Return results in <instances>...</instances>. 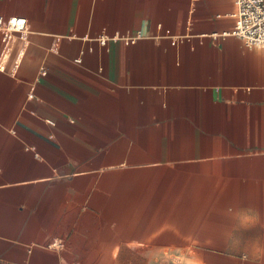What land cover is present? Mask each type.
<instances>
[{"label":"crops","instance_id":"0c3cea01","mask_svg":"<svg viewBox=\"0 0 264 264\" xmlns=\"http://www.w3.org/2000/svg\"><path fill=\"white\" fill-rule=\"evenodd\" d=\"M236 9L0 0L28 19L0 30V264H264V47L223 34Z\"/></svg>","mask_w":264,"mask_h":264},{"label":"built area","instance_id":"2783aa9c","mask_svg":"<svg viewBox=\"0 0 264 264\" xmlns=\"http://www.w3.org/2000/svg\"><path fill=\"white\" fill-rule=\"evenodd\" d=\"M236 5L237 9L234 13L235 28L233 31L224 32L223 34L236 35L249 48L264 47V0H236ZM13 21H16V23H13ZM27 24V18L18 16L4 17L0 15V30L4 32L5 41L7 42L11 40L13 32L25 31ZM107 39L108 36L104 34L100 36L102 43H105ZM127 40L134 42L136 39L127 37ZM77 61L80 62L81 58H78ZM57 244L58 242L52 245Z\"/></svg>","mask_w":264,"mask_h":264},{"label":"clouds","instance_id":"9594fccd","mask_svg":"<svg viewBox=\"0 0 264 264\" xmlns=\"http://www.w3.org/2000/svg\"><path fill=\"white\" fill-rule=\"evenodd\" d=\"M255 223H257V221H253V225H255ZM225 242L230 245L239 244V240L235 237L234 233H226ZM249 252L253 257L264 256V244L253 242L249 247Z\"/></svg>","mask_w":264,"mask_h":264},{"label":"snow or ice","instance_id":"6c2138e0","mask_svg":"<svg viewBox=\"0 0 264 264\" xmlns=\"http://www.w3.org/2000/svg\"><path fill=\"white\" fill-rule=\"evenodd\" d=\"M13 23H16V21H13ZM21 23H23V22L21 21Z\"/></svg>","mask_w":264,"mask_h":264}]
</instances>
